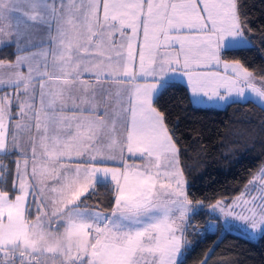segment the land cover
Masks as SVG:
<instances>
[{"label":"snow or ice","instance_id":"6c2138e0","mask_svg":"<svg viewBox=\"0 0 264 264\" xmlns=\"http://www.w3.org/2000/svg\"><path fill=\"white\" fill-rule=\"evenodd\" d=\"M251 23L246 0H0V264H185L189 235L264 239V163L206 206L163 110L172 89L264 108V69L235 58ZM205 208L223 225L193 232Z\"/></svg>","mask_w":264,"mask_h":264},{"label":"trees","instance_id":"16d2710c","mask_svg":"<svg viewBox=\"0 0 264 264\" xmlns=\"http://www.w3.org/2000/svg\"><path fill=\"white\" fill-rule=\"evenodd\" d=\"M252 23V40L255 44L243 53L250 70L264 69V0H246ZM5 49L0 56L8 55ZM163 103L166 114L178 123L181 144V162L194 185L190 192L194 199L210 205L217 199H231L244 190L264 163V108L258 102L237 103L225 107L193 106L188 95L172 89ZM108 188L97 186V193L88 201L109 207ZM220 224L205 208L193 221V229L203 230L207 222ZM199 241L187 255L185 264H200L210 254L207 264H264V239H249L242 233L220 230L204 236L189 235Z\"/></svg>","mask_w":264,"mask_h":264},{"label":"rangeland","instance_id":"374dc122","mask_svg":"<svg viewBox=\"0 0 264 264\" xmlns=\"http://www.w3.org/2000/svg\"><path fill=\"white\" fill-rule=\"evenodd\" d=\"M201 106H207V107H210V106H214V105L209 104V105H201ZM225 106H226V105H221V106H219V107H225ZM214 107H217V106H214ZM252 178H253V177H252ZM254 194H256V193H254ZM220 220H221L222 225H223V217H221ZM234 223H235V224H239L240 222H239V221H234ZM222 231H223V229H222ZM232 231L242 233L241 231H238V230H236V229H233ZM223 232H225V231H223ZM242 234H243V233H242Z\"/></svg>","mask_w":264,"mask_h":264},{"label":"crops","instance_id":"0c3cea01","mask_svg":"<svg viewBox=\"0 0 264 264\" xmlns=\"http://www.w3.org/2000/svg\"><path fill=\"white\" fill-rule=\"evenodd\" d=\"M5 163H7V161H5Z\"/></svg>","mask_w":264,"mask_h":264}]
</instances>
